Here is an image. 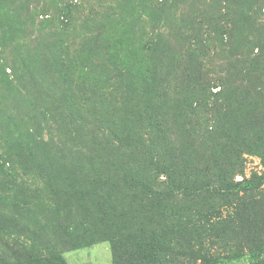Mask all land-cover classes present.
<instances>
[{
    "label": "rangeland",
    "instance_id": "rangeland-1",
    "mask_svg": "<svg viewBox=\"0 0 264 264\" xmlns=\"http://www.w3.org/2000/svg\"><path fill=\"white\" fill-rule=\"evenodd\" d=\"M189 57L202 73L201 87L192 90V105L182 117L167 119L168 127L176 123L166 135L170 146L189 149L192 158V168L179 174L189 173L193 180L190 171L211 175L219 153L228 154L235 169L241 158L244 173L235 181L263 174L264 0H0V262L146 264L136 257L132 240L150 243L151 235L140 233L143 217L114 242L74 247L99 228L81 232L83 226L70 222L96 211L66 204V186L77 185L71 178L77 161L69 160L77 150L95 155L105 149L109 157L115 146L107 145L102 134L121 123L141 135L149 99L163 91L164 83L170 97H177L174 78ZM114 65L125 70L124 83L112 78ZM223 86L226 101L211 95ZM215 110L226 122L215 123L213 133ZM248 148L258 152L246 153ZM103 166L109 167L105 159ZM235 202L236 219L224 231L207 226H217L222 217L207 219L204 209L198 211L204 215L195 214L196 224L203 219L201 244L194 248L192 229L184 234L190 239L188 254L196 252L198 259L180 254L181 264L217 258H225L224 264H254L247 253L264 246V186L242 192ZM127 205L128 200L118 202L119 220ZM221 211L226 216L227 210ZM170 244L156 246V264H178L172 254L181 250ZM240 253L243 257L236 259ZM20 254L29 255L16 261Z\"/></svg>",
    "mask_w": 264,
    "mask_h": 264
},
{
    "label": "trees",
    "instance_id": "trees-1",
    "mask_svg": "<svg viewBox=\"0 0 264 264\" xmlns=\"http://www.w3.org/2000/svg\"><path fill=\"white\" fill-rule=\"evenodd\" d=\"M1 18H4V15H1ZM189 58L191 59L187 60L185 58L186 61L181 63L179 73L174 78L178 86L177 97H170L168 83L163 84L166 85L163 87V91H160L156 84L154 91L156 92V89H158L159 92L156 93V96L154 95L153 100L152 98L149 99L151 107L147 115L141 118L145 123L143 126L145 131H141V135H134L131 133V126L121 123L118 127L112 128L110 132L102 134V139L107 145L110 147L115 146L114 149L112 148L109 157L104 149L101 152L98 151L95 155L89 154L88 151L79 152L77 150V156L74 154V158L73 156L70 158V164L77 161L75 176L71 177L77 180V185L71 184L70 186H66L68 188L66 204H68L69 208L74 205L77 211H82L83 205L94 207L96 211L95 214L88 215V217L85 214L80 215L81 218L79 219L72 217L70 222H74L76 227L83 226L81 232L88 231L89 226L99 228L97 232L91 231L92 234L88 237L81 238V241L77 240L74 247L95 243L97 240L114 242L122 232L130 233L133 228H136L137 226L134 222L138 218L141 219L143 217L145 220L140 226V233L142 232L143 234L144 232L146 235H151V238L149 240L150 243L145 239L143 241L137 240V238L132 239L136 245L134 252L138 253L137 258L140 257L146 264H156L154 249L165 241L166 244H174L173 247L181 250L179 254L177 252L172 254L173 259L176 261L175 263H183L180 260V254L186 257L191 256L192 259L194 255V260H196L198 259L196 252L191 255L188 254V251L191 250V246H187L190 239L184 234L185 230L192 229L191 231L195 234L193 240L196 241L194 248L197 244H201L202 239L198 237L203 235L204 229L203 226L199 228V224L203 222V219H198L199 224H196L195 214L204 215L198 212L200 209H204L202 212L207 213V215L203 217H222L220 222L216 223L217 226H213L209 222L207 226L210 227L211 232L213 229H216L214 227L219 226V229L224 231V228L233 226L232 224L236 219V215L234 214L237 213L239 205L235 201L239 194L264 186V173L261 175L255 174L251 179H247L244 176L242 181H235V175L244 173L240 158L241 152L237 157V159L240 158L238 169H235V164L229 159L228 154L219 153V157L214 158L218 166L211 175L208 176L203 170L199 172L190 171V173L194 174L195 179L193 180L190 179L189 173L179 174V170L190 168V160L192 161V158H190V154L187 152L189 149L185 150L183 148V152H181L178 149L182 148L170 146V140L168 137L166 138V135H169L172 128L175 127L173 125L176 123L170 126L172 127L170 128L168 127L170 121L168 122L167 119L169 117L173 119L176 116L173 119L175 121L178 117H182L183 111L192 105L189 102L193 97L192 90L195 91V88L201 87L202 73L196 69L193 57ZM112 69V78H115L119 83H124L126 78L124 74L125 70H120L116 65ZM60 75L62 81L66 80V76ZM150 82L152 84L156 83L154 81ZM66 84L70 87L67 82ZM145 85L146 87L147 85L148 87L151 86L147 82H145ZM211 95L224 101L228 99L224 86L218 92ZM180 106L184 107L178 112L176 110L171 113L173 109H177ZM219 110L224 111V109ZM175 112L177 113L175 114ZM215 112L217 114L216 118L210 124L213 133L218 126L216 124L223 125L226 122V120L219 121L222 114L217 110ZM96 129L102 130L100 126H97ZM78 141L80 140L77 139V146L84 147L82 146V142ZM248 149L246 153L249 154H256L258 152H255L254 148ZM230 150L233 149L230 148ZM35 158V156L31 157L32 163H35ZM102 159H105L109 166L108 168L103 166ZM99 161L100 165H98ZM202 162L207 163L205 159ZM39 163L41 164L42 162ZM38 167L42 168V165ZM209 168L210 166L208 165L207 169ZM85 169H89L87 171L88 174H85ZM81 179L86 185L79 183ZM56 187L54 185L51 186L52 189L57 191ZM61 194L62 192L58 190L55 195L60 197ZM125 200H128V205L121 211L122 217L119 220L115 216L118 210V202ZM215 200L221 204H218L219 206L213 205ZM196 206L198 207L196 208ZM221 209L227 210L226 216H223ZM71 211L70 213L73 214ZM129 221L132 222L129 223ZM159 221L164 224L165 229L163 226H160ZM85 225L88 227L86 228ZM160 232L163 233L159 235ZM72 234L75 235V230ZM127 235H129L130 240L131 237H134L132 234L127 233ZM186 249L188 250L185 251ZM124 253L126 256L128 255L126 251ZM263 254L264 246L258 247L247 253V256H249L248 260L254 264H264ZM26 255L29 254H20L16 261L25 258ZM242 255L243 253H240L236 256V259L242 258ZM126 256L125 260L127 259ZM8 261L5 258L0 263L10 264ZM128 262L131 263V261ZM224 263L225 258H217L206 260V262H202L201 264Z\"/></svg>",
    "mask_w": 264,
    "mask_h": 264
}]
</instances>
